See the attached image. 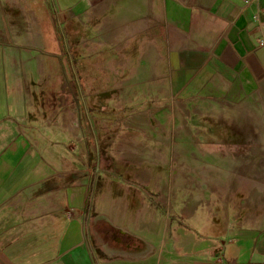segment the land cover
Segmentation results:
<instances>
[{"label": "crops", "instance_id": "obj_1", "mask_svg": "<svg viewBox=\"0 0 264 264\" xmlns=\"http://www.w3.org/2000/svg\"><path fill=\"white\" fill-rule=\"evenodd\" d=\"M263 4L0 0V264H264V182L192 195L153 147L264 144Z\"/></svg>", "mask_w": 264, "mask_h": 264}, {"label": "rangeland", "instance_id": "obj_2", "mask_svg": "<svg viewBox=\"0 0 264 264\" xmlns=\"http://www.w3.org/2000/svg\"><path fill=\"white\" fill-rule=\"evenodd\" d=\"M185 112V111H184ZM179 119H181V126L173 127L169 131H161L160 133L163 135L164 138L167 139L168 143L161 144L158 142L155 143L154 146H156V162L158 163V166H162L164 171L166 172V176L170 178V180L174 184H179L181 182L186 183V187L189 188V191L193 193L192 195H199L202 197L203 193H209L211 190L214 191L215 188H217L215 185L216 183H225V188L227 189L229 184L231 183L232 179L235 178V176H241L243 178H247L249 180H252V182H255L256 185L261 184V182H264V154L262 153V146L264 147L263 143H255L251 147L253 150L250 152L248 149V144L242 143V144H230V143H209V144H199L197 142H190V144L186 143H179L176 141L177 135H189L190 139L192 141H195V139L198 137L197 128H190L187 124V121L185 120V117L182 116L181 113H179ZM155 130L156 128L153 127ZM156 131H160V127L158 126ZM173 133L172 137L170 138V135ZM218 135L224 136V134L228 133L227 130H221L218 132ZM163 138V139H164ZM179 138V136H178ZM175 139V140H174ZM185 145V149L188 150V145L192 148V150L196 151H212L213 148L217 151H220L222 157L230 156L233 157L232 159L229 158H222L221 162L223 163L226 161V166L233 168L235 175H225V174H219L220 180H218L215 177V179L211 176V170H208L207 168L204 169L203 165L200 164V162L203 160L202 157L198 160L196 156L194 158L182 156L179 152V147ZM220 146V147H219ZM204 149V150H203ZM171 151V154H170ZM195 155V154H194ZM236 158H235V157ZM164 157L165 159H162ZM209 164L213 162V159L207 160ZM228 161V162H227ZM161 164V165H160ZM206 166H208L206 164ZM208 170L210 173L206 172ZM228 170V169H227ZM181 172V174H180ZM224 172V173H228ZM232 172V171H231ZM208 173V174H207ZM236 179V178H235ZM260 186V185H259ZM219 194H221L219 192ZM212 196V194H211ZM205 232V231H203ZM196 235V233H194Z\"/></svg>", "mask_w": 264, "mask_h": 264}, {"label": "built area", "instance_id": "obj_3", "mask_svg": "<svg viewBox=\"0 0 264 264\" xmlns=\"http://www.w3.org/2000/svg\"><path fill=\"white\" fill-rule=\"evenodd\" d=\"M253 2L258 3L259 0H244V4H245V5L251 4V3H253ZM258 12L264 14V4L258 8ZM257 15H258V14H257ZM257 15H256V16H257ZM258 46H264V37H263V38H260V39L258 40Z\"/></svg>", "mask_w": 264, "mask_h": 264}]
</instances>
